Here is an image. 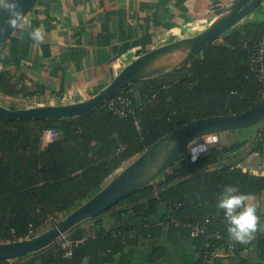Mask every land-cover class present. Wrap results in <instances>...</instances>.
I'll use <instances>...</instances> for the list:
<instances>
[{
    "label": "trees",
    "instance_id": "obj_1",
    "mask_svg": "<svg viewBox=\"0 0 264 264\" xmlns=\"http://www.w3.org/2000/svg\"><path fill=\"white\" fill-rule=\"evenodd\" d=\"M263 42L264 20L246 22L205 47L189 65L133 82L115 96L125 95L132 102L125 117L107 103L80 117L0 121V243L35 237L56 226L125 163L177 127L253 107L264 92V82L252 57ZM28 81L32 82L28 74L14 76L9 69L1 70L0 96L36 97L43 88ZM46 132L55 133L48 145L43 139ZM261 136L245 158L236 153L231 162L225 154L242 144L213 148L195 161L185 149L155 182L88 220V225L71 230L67 238L74 244L69 257L57 241L43 252L0 264H131L127 249L158 238V217L170 234L194 240L200 253L196 264H207L214 251L231 247L234 257L226 264H246L241 257L246 245L229 238L216 203L226 185L252 196L264 194V174L256 175L251 168L254 158L264 162V131ZM193 225H204V233L192 237ZM164 251L154 249V258Z\"/></svg>",
    "mask_w": 264,
    "mask_h": 264
},
{
    "label": "crops",
    "instance_id": "obj_2",
    "mask_svg": "<svg viewBox=\"0 0 264 264\" xmlns=\"http://www.w3.org/2000/svg\"><path fill=\"white\" fill-rule=\"evenodd\" d=\"M231 1L42 0L37 12L1 52L0 71L9 69L14 76L28 74L32 77L28 84L40 85L43 89L34 98L9 99L35 106L88 100L140 55L206 29ZM255 20H264V2L240 25ZM40 26L44 28L45 41L37 44L30 39L29 33ZM256 130L221 133L217 148L242 144L236 152L225 154L228 162L235 161L237 154H244V148L262 140L264 130ZM253 197L260 222L254 238L245 243L241 257L246 264H264V194ZM158 219V238L142 240L138 246L127 249L131 264L198 263L200 253L194 240L170 234L168 227ZM112 226L113 223L109 225ZM158 248L165 251L155 259L153 252ZM221 263L226 264L228 260H221Z\"/></svg>",
    "mask_w": 264,
    "mask_h": 264
},
{
    "label": "water",
    "instance_id": "obj_3",
    "mask_svg": "<svg viewBox=\"0 0 264 264\" xmlns=\"http://www.w3.org/2000/svg\"><path fill=\"white\" fill-rule=\"evenodd\" d=\"M41 2L42 0H18L23 17L15 27L9 26V13L0 9V54L15 39L23 24L37 12ZM263 2L264 0H232L206 29L192 37L164 44L140 55L105 88L88 100L73 104L16 109L0 104V121L51 120L88 115L106 105L133 82L173 72L189 65L205 47L238 27ZM262 122L264 92L253 107L241 114L193 120L177 127L127 163L112 180L108 179L102 184L99 192L60 219L56 226L32 238L0 243V260H16L45 251L75 227L104 213L125 197L155 182L179 160L185 149L194 141L203 138L201 144L206 150L198 156L203 158L211 149L217 148L219 134L256 127Z\"/></svg>",
    "mask_w": 264,
    "mask_h": 264
},
{
    "label": "clouds",
    "instance_id": "obj_4",
    "mask_svg": "<svg viewBox=\"0 0 264 264\" xmlns=\"http://www.w3.org/2000/svg\"><path fill=\"white\" fill-rule=\"evenodd\" d=\"M0 9L9 13L10 27L19 25L23 13L19 10L18 0H0ZM29 37L37 44L43 43L45 41L43 26L33 28ZM205 150V146L202 144L194 146L191 150L192 160L195 161L199 154ZM254 199L252 195L241 192L235 185L224 186L218 194L216 207L223 213L230 239L243 244L254 238L260 222L258 206L252 202ZM63 238H67V236ZM63 238L59 240L60 243Z\"/></svg>",
    "mask_w": 264,
    "mask_h": 264
},
{
    "label": "built area",
    "instance_id": "obj_5",
    "mask_svg": "<svg viewBox=\"0 0 264 264\" xmlns=\"http://www.w3.org/2000/svg\"><path fill=\"white\" fill-rule=\"evenodd\" d=\"M252 63L254 65H257V71L258 76L261 79V81L264 82V42L260 44L259 48L256 50V52L253 54L252 57ZM109 106L114 111V113L118 114L121 117H125L130 112V107L132 102L128 97H125V95H119L117 97H114L109 102ZM43 139H47L50 142H52L55 139V133L54 132H46ZM45 141V140H44ZM49 143H46L45 145H48ZM192 228V237H197L201 233H204L205 226L200 225H193ZM30 238V237H28ZM216 238H220V236H216ZM86 239H83L76 244L84 242ZM63 249L66 250V256L72 255V248H73V241L69 240L68 238H63L61 241ZM229 251L224 250H217L214 251L212 254L209 255L207 259V264H223L221 263V260H227L231 257H234V248H229ZM216 261H218L216 263Z\"/></svg>",
    "mask_w": 264,
    "mask_h": 264
},
{
    "label": "rangeland",
    "instance_id": "obj_6",
    "mask_svg": "<svg viewBox=\"0 0 264 264\" xmlns=\"http://www.w3.org/2000/svg\"><path fill=\"white\" fill-rule=\"evenodd\" d=\"M0 104H2V105H4V106H6V107H8V108H11V107H20V108H22V106L23 107H25L26 105H28V107H31V106H35L36 104H34V103H27V104H24V103H22V102H14V101H12L11 99H9V98H6V97H2V96H0ZM264 126V122H262V123H260L259 125H257L256 127H252V128H250V129H248V130H252V129H254V132H256L257 130L256 129H259L260 128V130H264V128H261V127H263ZM243 130H247V129H243ZM242 130V131H243ZM203 139V138H202ZM202 139H198V140H196V141H194L192 144H190L187 148H186V153L185 154H190V149L192 148V147H194L195 145H197L198 144V142H202L203 140ZM45 141H44V144H46V143H50V141L49 140H47V139H44ZM252 143H251V145H248V147H246V148H244V151H243V153L244 154H242V155H244L243 157L245 158L246 156H245V153L246 152H248V151H250L251 149H252ZM228 147V146H227ZM135 158H137V156L135 157ZM135 158H133V159H135ZM235 158V157H234ZM132 159V160H133ZM132 160H130L129 162H131ZM261 160H264V159H261ZM129 162H127V163H129ZM127 163H125L118 171H116V173H114L110 178H109V180H112L118 173H120L125 167H126V165H127ZM260 163V161H258V160H256V158H254L252 161H251V165H252V169H253V167L255 168V170L253 171L254 172V174H259V175H262V174H264V162H263V164H259ZM89 221H87V222H85V223H83L82 225H81V227H84V226H86V225H88V224H86V223H88ZM67 236V234L65 235V237ZM64 237V236H63ZM62 237V238H63ZM60 240V239H59ZM58 240V241H59Z\"/></svg>",
    "mask_w": 264,
    "mask_h": 264
},
{
    "label": "flooded vegetation",
    "instance_id": "obj_7",
    "mask_svg": "<svg viewBox=\"0 0 264 264\" xmlns=\"http://www.w3.org/2000/svg\"><path fill=\"white\" fill-rule=\"evenodd\" d=\"M264 127V126H263ZM260 129V128H259ZM203 142V141H202Z\"/></svg>",
    "mask_w": 264,
    "mask_h": 264
}]
</instances>
